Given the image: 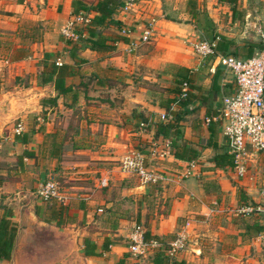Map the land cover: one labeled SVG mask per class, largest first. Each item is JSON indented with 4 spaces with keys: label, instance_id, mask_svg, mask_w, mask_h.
<instances>
[{
    "label": "crops",
    "instance_id": "crops-1",
    "mask_svg": "<svg viewBox=\"0 0 264 264\" xmlns=\"http://www.w3.org/2000/svg\"><path fill=\"white\" fill-rule=\"evenodd\" d=\"M115 1V21L97 25L98 0H0V218L16 228L11 255L0 262L34 221L65 225L86 264H264L260 231L245 228L260 212H242L259 200L260 157L243 177L230 172L233 160L211 163L216 154L232 159L214 116L234 79L186 44L210 36L218 53L246 58L259 48V28L244 25L239 0H137L126 12ZM77 14L87 20L64 35ZM162 113L176 117L165 136L158 124L171 121ZM18 122L23 130L15 133ZM161 137L188 147L187 159L151 161L160 175L154 185L120 169L122 155ZM189 161L193 174L182 179ZM49 178L60 183L63 202L34 194ZM134 224L159 240L145 257L128 253ZM177 235L185 246L168 256Z\"/></svg>",
    "mask_w": 264,
    "mask_h": 264
},
{
    "label": "built area",
    "instance_id": "built-area-1",
    "mask_svg": "<svg viewBox=\"0 0 264 264\" xmlns=\"http://www.w3.org/2000/svg\"><path fill=\"white\" fill-rule=\"evenodd\" d=\"M137 0H122L120 6L126 12L135 7ZM63 28L62 33L66 36H73L75 21H86L87 17L77 14ZM151 30V22L144 30V36H148ZM259 48L249 57L240 58L231 54H221L215 49L213 42L206 39H197L192 43V49L201 59L209 58L211 69L214 65L221 66L229 72L233 79L235 88L231 94L221 97L220 105L216 109L214 119L219 123L221 133L224 137L227 153L232 157L233 165L230 167L237 177L247 175L249 162L260 157L262 163V173L258 187L259 200L255 205L246 204L242 212L258 213L257 220L264 225V28L257 30ZM187 96V83L181 84L178 97ZM170 114L162 113L160 120L170 119ZM145 123L140 122L138 129L145 130ZM23 130L22 123L14 125V132L19 133ZM171 138L161 137L159 140L152 141L145 150H132L122 155L119 159V167L122 171L137 177L143 185H154L160 175L151 168L150 162L153 160H165L173 156ZM195 162H187L186 168L179 173L180 178H187L193 174ZM35 195L43 201H51L53 198L64 201L60 183L49 178L40 183L34 190ZM259 236L264 246V230L260 231ZM186 238L177 235L166 247L165 254L175 255L184 248ZM160 243L153 239H145V231L141 224H134L127 240L128 253L134 257H145L151 251L158 249Z\"/></svg>",
    "mask_w": 264,
    "mask_h": 264
},
{
    "label": "rangeland",
    "instance_id": "rangeland-1",
    "mask_svg": "<svg viewBox=\"0 0 264 264\" xmlns=\"http://www.w3.org/2000/svg\"><path fill=\"white\" fill-rule=\"evenodd\" d=\"M238 4L243 9L238 13L240 17L242 16L244 25L249 22V28H252V30L264 27V0H239ZM203 5L205 7L207 4L203 3ZM208 5L213 7L214 11H217L221 16L225 15L222 8L219 10L218 3H211ZM212 10L213 9L210 11ZM186 15L187 14L183 13L179 17H184ZM187 17L188 18L184 20L185 22L189 21L193 24L196 23V21H193L189 16ZM207 37L199 36L198 39L210 41V36ZM186 44H189V47L192 49V43L187 42ZM258 164L259 161L256 162V168H258V173H256L257 179L259 180L261 177L259 166L261 165L258 166ZM256 202H258V200H256ZM234 218L237 219V224L240 223V225H243V220L245 218L237 216ZM30 225V227L18 237L10 260L1 261L0 264H86L85 258L82 257L78 249L77 240L71 236L65 225L56 226L53 224L36 223L34 221H32Z\"/></svg>",
    "mask_w": 264,
    "mask_h": 264
},
{
    "label": "trees",
    "instance_id": "trees-1",
    "mask_svg": "<svg viewBox=\"0 0 264 264\" xmlns=\"http://www.w3.org/2000/svg\"><path fill=\"white\" fill-rule=\"evenodd\" d=\"M116 2L117 1H115V0H98V2L96 3L98 15L95 16L93 19H91V22L99 25V24H102L106 20L107 17H109V19H107L109 21L114 20V19H111L110 16H111L115 6H116V8L119 9V1H118V3H116ZM50 67H51V69H55L56 65L52 64ZM64 68H66V65H64V64L58 66L59 77H60L61 71ZM183 102L181 103L182 104L181 106H183V104H185ZM169 114L171 115V118L168 120L171 122L166 123V125L158 124V127H157V133H161L164 136L167 134V130H169L171 128V126H173V122L176 120V117L174 118L172 113H169ZM171 145H172L173 155L175 157H177L179 159H187L186 152L189 151L188 147H185L183 145V146H181V149H178L176 147V145H174L173 141H171ZM211 163L214 167L231 166L232 165V159L226 153L216 154L212 158ZM245 228L248 231L251 229L254 232H259V231L264 230V225L255 221L253 223L246 224ZM15 232H16L15 226L10 223V221L7 217L2 216L0 218V260L8 259L10 257L11 250L13 247ZM149 238L150 237H146V232H145V239L148 240ZM151 238L159 241L158 239H156L154 237H151ZM93 252L94 251H85L86 254H93ZM155 252H158V251H155ZM159 252H160V250H159ZM163 257H166V256H163Z\"/></svg>",
    "mask_w": 264,
    "mask_h": 264
}]
</instances>
